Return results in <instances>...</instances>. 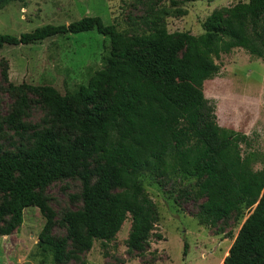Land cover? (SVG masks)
Masks as SVG:
<instances>
[{
	"label": "trees",
	"instance_id": "1",
	"mask_svg": "<svg viewBox=\"0 0 264 264\" xmlns=\"http://www.w3.org/2000/svg\"><path fill=\"white\" fill-rule=\"evenodd\" d=\"M23 1L0 0V9ZM185 1L170 3L181 10ZM168 14L167 8L150 10L143 20L149 31L131 36L97 16L19 36L0 34V51L92 31L109 41L104 66L74 93L14 87L16 103L0 118V137L4 127L29 137L14 151L0 144V236L17 230L23 211L35 207L45 219L37 246L63 264L70 254L89 252L95 241L115 240L129 218L127 250L142 254L157 213L140 177L160 184L181 176L196 179L195 197L203 200L195 216L200 225L215 228L234 212L250 211L223 264H264V152L247 135L220 127L215 104L203 91L220 71L215 60L221 54L241 49L264 61V0L213 10L199 36L168 33L160 23ZM29 93L45 107L42 127L22 120ZM66 179L81 183L82 206L57 221L42 192ZM57 226L64 237L54 235Z\"/></svg>",
	"mask_w": 264,
	"mask_h": 264
},
{
	"label": "rangeland",
	"instance_id": "2",
	"mask_svg": "<svg viewBox=\"0 0 264 264\" xmlns=\"http://www.w3.org/2000/svg\"><path fill=\"white\" fill-rule=\"evenodd\" d=\"M171 0H24L0 9V34L19 36L46 25H68L84 17H100L105 25L115 24L128 36L149 31L143 23L155 9H170L160 23L168 33H203L202 23L215 9L228 8L248 0L188 1L179 9ZM178 11H181L178 13ZM181 13H184L181 15ZM109 41L95 31L61 35L27 46H6L0 51V118L16 103L14 87L22 84L51 86L61 95L86 85L96 70L104 66ZM220 71L204 82L205 97L215 104L220 127L247 135L254 148L264 152V61L255 60L241 49L221 54L215 60ZM29 108L22 119L27 125H44L46 110L40 97L29 93ZM29 135L19 136L4 127L0 144L5 151L27 143ZM257 164L255 169H260ZM141 184L157 213L151 239L145 252H129L126 239L129 218L115 240L95 241L85 253L70 254L63 264H223L248 209L232 213L215 228L198 223L195 216L202 199L195 197L196 179L173 177L155 183L142 175ZM82 185L78 180H60L49 185L43 197L59 221L67 211L80 209ZM45 219L35 207L23 211V223L8 236H0V264H55L49 253L39 250L38 234ZM3 224H0L2 227ZM54 235L65 236L57 226ZM186 255H183V246ZM72 250V246H69Z\"/></svg>",
	"mask_w": 264,
	"mask_h": 264
}]
</instances>
